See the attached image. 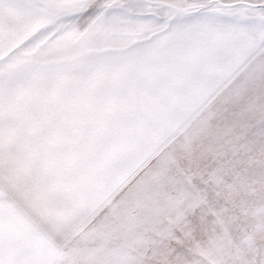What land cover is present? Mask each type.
<instances>
[{
  "label": "rangeland",
  "instance_id": "374dc122",
  "mask_svg": "<svg viewBox=\"0 0 264 264\" xmlns=\"http://www.w3.org/2000/svg\"><path fill=\"white\" fill-rule=\"evenodd\" d=\"M263 61L250 62L224 88L222 99L235 91V103L216 99L185 120V105L159 101L143 120H130L71 158V146L53 131L32 154L35 164L14 169L21 196L44 215L57 217L74 201L91 200L60 236L64 245L54 247L59 264H264ZM28 102L20 132L60 129L62 118L49 115L51 106L74 101L49 93ZM171 118L180 127H171ZM129 140L143 146L125 163L135 151ZM46 204L57 209L50 213Z\"/></svg>",
  "mask_w": 264,
  "mask_h": 264
},
{
  "label": "snow or ice",
  "instance_id": "6c2138e0",
  "mask_svg": "<svg viewBox=\"0 0 264 264\" xmlns=\"http://www.w3.org/2000/svg\"><path fill=\"white\" fill-rule=\"evenodd\" d=\"M259 47L264 0H0V190L58 240L87 213L90 198L57 217L38 215L13 176L36 163L32 154L53 131L71 146V158L143 120L165 90L206 86ZM49 93L74 101L51 106L62 127L20 132L29 99ZM141 136L147 141L150 129L142 127ZM127 144L135 150L130 163L143 145Z\"/></svg>",
  "mask_w": 264,
  "mask_h": 264
},
{
  "label": "crops",
  "instance_id": "0c3cea01",
  "mask_svg": "<svg viewBox=\"0 0 264 264\" xmlns=\"http://www.w3.org/2000/svg\"><path fill=\"white\" fill-rule=\"evenodd\" d=\"M262 57H264V47L246 52L238 58L231 71L226 72L213 82L206 86L198 81H193L188 85L178 83L175 86V92L165 90V93L160 97V103L185 105L184 107L180 106L185 112V120L197 117V111H206L212 103L219 99L221 100L220 105H224L225 102V104L235 103L237 101L234 100L235 91H230L228 96L223 95L222 99L224 88L238 77L239 72L246 65L250 62H258ZM260 94L262 95V92ZM238 102L241 103V101ZM151 105L149 106L150 110L153 109ZM169 120L171 127L180 125V122L172 118ZM161 124L167 126L164 122ZM22 200L38 215L44 213L43 210L34 209L39 205L38 203L34 205L32 199L22 197ZM46 205L50 207V213H54L57 209L55 204L53 207L49 204ZM64 237L65 235L59 241L49 238L16 201L7 198L5 193L0 190V264H59L57 258L54 257L53 249L58 245H64Z\"/></svg>",
  "mask_w": 264,
  "mask_h": 264
}]
</instances>
